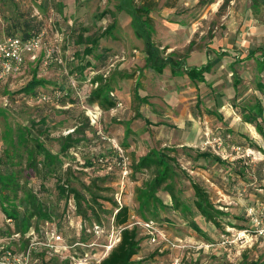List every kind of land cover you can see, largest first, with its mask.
<instances>
[{
    "label": "rangeland",
    "instance_id": "obj_1",
    "mask_svg": "<svg viewBox=\"0 0 264 264\" xmlns=\"http://www.w3.org/2000/svg\"><path fill=\"white\" fill-rule=\"evenodd\" d=\"M131 1L133 7L148 4L150 13L160 22L178 21L182 28H194L191 50L203 51L206 44H212V38L226 36L225 42H230L221 46L225 51L219 52L226 54L221 63L215 61L212 65L214 73L211 71L213 74L210 77L215 81L221 80L220 88L209 92L208 86L204 85L198 89V98L184 103L188 111L193 106L198 109V116L194 119L199 130L186 124L180 129L177 126L181 123H173V117H164V113L157 117L169 121H162L164 125L162 122L155 125L148 122L143 114L153 118L158 108L174 114L181 111L175 107L167 109L169 106L156 107V101L151 99L164 101V94L153 87L149 86L150 90L144 93L148 94L146 99L151 102L139 103L133 99L134 79L142 78L138 72L141 71L143 48L135 41L130 29L128 15L133 8L131 3L124 4L123 11H120L118 0H0V39L11 37L6 35L5 29L12 18L21 15L33 19V23H39L38 30L44 31L45 44L54 48V58L58 60L43 66L42 54L33 62L27 57L18 74L0 80V174L5 176L3 179L8 184L6 189L0 184V200L3 198L8 204L17 205L22 214L33 204L34 201L29 200L33 195L48 217H30L31 226L38 230L41 222L54 221L67 242L74 243L79 237L86 243L101 245L103 249H96L104 257L109 253L106 247L118 243L120 227L115 225L113 216L116 207L124 206L128 211L125 225L136 227L142 240H148L144 227L139 224L146 222L143 220H152L156 230L167 236L166 244L173 249L160 248L161 252L155 249L149 256V259H158V264H172L173 258L179 254L175 248L186 246L184 264L191 263V253L197 247L204 252V261L210 264H251L256 256H262L263 249L255 246L264 239H258L251 245L250 238L238 232L245 229L251 232V224L245 216L247 206L264 204V143L254 127L248 123L247 126L241 124L244 122L236 114L239 110L246 113L245 107H252L255 102L264 106V98L256 89L258 65L255 62L257 57L264 59V0H220V3H216L217 0ZM14 35L21 37L18 31ZM89 48L91 52L86 53ZM251 53L255 56H250ZM176 55L185 56L184 51ZM112 56L122 59L115 61L104 78L99 72H105L104 64ZM233 59H237L236 62L229 65ZM208 74H203L205 82ZM32 80L46 82V90L61 88L66 96L58 102L37 101L23 91ZM165 80L161 85L166 90L170 86H164L169 84L168 79ZM100 87L103 97L119 103L114 110H103L97 103L89 101L90 94ZM124 94L131 95L126 105ZM216 96L222 97L220 102L228 99L229 105L224 108L229 115L219 111L216 103H210L211 100L215 102ZM234 119L238 120L237 123ZM257 121L264 128V117ZM128 124L134 137L130 138L125 132L126 128L129 129ZM206 131H209L211 141H221L219 149L204 145ZM66 136H71V140H66ZM183 139L190 145L176 147L175 144ZM36 144L55 155L56 162H47ZM62 144L72 145L63 151ZM236 147L240 148L239 153L232 150ZM118 150L127 160L126 176L117 165ZM154 150H162L174 158L175 167L200 185L212 202L221 208L219 210L227 214L225 219H228V224L222 221L221 227L215 228L211 240L189 227L197 218L195 209H192V214L181 215L172 209L164 191L157 193L162 201V207L154 205L157 214L139 213L136 188L151 175L147 171L134 173L132 166L135 160ZM204 152L219 157L224 163L197 156ZM249 152L253 155L239 158ZM61 184L66 192L69 189L78 192L90 190L86 198L95 208L97 219L89 212L83 217L77 212V204L76 215L90 230L93 225L99 226V235L86 231L78 234L75 221L69 224L64 219L66 195L61 196L56 188ZM174 190L181 202L193 207V191L187 177L181 174L174 178ZM92 195L105 199H97V203H93ZM30 212L27 211V215ZM198 222L208 229V223ZM3 225L0 214V228ZM209 226L212 228L213 225ZM6 241L16 251L26 246L23 237L18 241ZM179 243L182 247L177 246ZM207 244L211 247L204 246ZM75 253L79 250L76 249ZM64 262L52 258L47 264Z\"/></svg>",
    "mask_w": 264,
    "mask_h": 264
},
{
    "label": "trees",
    "instance_id": "obj_2",
    "mask_svg": "<svg viewBox=\"0 0 264 264\" xmlns=\"http://www.w3.org/2000/svg\"><path fill=\"white\" fill-rule=\"evenodd\" d=\"M5 1V0H4ZM143 7H133L129 10V14L132 17V26L135 32L136 37L143 39L145 43V54H146V63L151 64L152 68L161 71L166 62H163L159 59L158 52L154 49L153 45L149 40V31L147 30L148 26L145 23V20L141 19L139 15L140 12L144 11ZM33 19L24 18V16L18 15L16 18H12L9 26L5 29L6 35L11 37H17L14 35L17 31L20 32L22 39L28 38L32 35H35L39 30V23H33ZM107 34V32H104ZM91 48L87 49L86 53H90ZM110 58V57H109ZM108 58V60H109ZM107 60V61H108ZM106 63L104 66H106ZM257 69H258V78L256 81V89L264 98V59L257 61ZM103 66V67H104ZM172 72L176 73L178 70H184L187 76L191 80H198L200 82H204L203 74L209 72L210 66L205 65L201 68H184L183 63L177 62V64H170ZM100 85L102 78H99ZM46 82L42 80H32L27 86L24 88V92L28 93L30 97L35 99V96L38 92H48L52 89H60L62 92V96L58 99L60 101L62 98L66 96V93L63 89L58 87H51L46 90L45 88ZM40 87V89H36ZM98 87V86H97ZM57 101V102H58ZM89 101L91 103H97L103 110H110L117 107L118 102L111 100L107 97H103L102 87L93 91L90 94ZM239 115L241 116V120L245 123L252 125L255 128L256 133L260 136L264 143V128L257 121L258 119H263L264 117V106L259 102H255V104L247 109V112L239 110ZM129 130H127V133ZM71 136H66L65 139L70 141ZM77 142V140L75 141ZM73 143V142H72ZM38 151L43 155V158L47 160V162H56L57 157L43 148L42 145L36 144ZM72 144H62L61 149L64 151L67 148L71 147ZM198 157L204 158H212L213 161H216L220 164L224 163L219 157L214 156L210 153H200L197 155ZM30 163V161H29ZM176 160L174 158L169 157L162 150H154L149 152L148 154L138 158L133 162V172H143L147 171L151 177L149 179L144 180L141 185L136 188V200L139 204V213L143 211H147L150 214H157L154 205H159L162 207V201L157 196L159 191H164L167 195H169L171 199V207L173 210L179 212L181 215L192 214V210L188 209V207L181 202V200L176 195L174 190V178L180 177L181 174L188 178L190 181V186L193 191V207L201 217L204 218L206 222L211 223L215 227H220L222 221L227 217V214L218 210L212 201L210 200L207 192L200 187L196 182L192 181L191 178L183 172L180 168L175 167ZM4 175L0 174V184L3 189L7 188V181L3 179ZM7 177V176H6ZM56 188L61 196L66 198L68 196H73L75 204H77V212L85 217L86 212L91 213L96 218L95 208L90 204L88 199L86 198V193H90L89 189L84 190V192H78L75 189H69L66 192L64 185H57ZM29 197V196H28ZM33 195H30L29 200H33V204L28 207V210H23L22 214L18 211V206L13 204H8L5 199L2 198L0 200V214L3 218H8L13 220L12 227L7 225H3L0 228L1 234H6L7 236L12 234H24L28 228L31 226L30 217L36 216L37 219L47 218L46 212L42 209L40 204L36 202ZM97 199H105L101 196H91V201L93 203H97ZM31 211L30 214L27 215V211ZM115 225L120 227L119 230V241L118 243L109 251V253L101 260L100 264H131V260L133 256H135L140 249V240L138 239L137 230L135 227L128 228L125 224L128 219V211L126 207H116V213L113 216ZM97 219V218H96ZM190 226L196 227V225L191 222ZM241 229V228H239ZM44 260L40 264H47ZM64 264H68L67 261Z\"/></svg>",
    "mask_w": 264,
    "mask_h": 264
},
{
    "label": "crops",
    "instance_id": "obj_3",
    "mask_svg": "<svg viewBox=\"0 0 264 264\" xmlns=\"http://www.w3.org/2000/svg\"><path fill=\"white\" fill-rule=\"evenodd\" d=\"M118 1H120V5H119L120 11H123V9H122L123 5L127 4V3H131V5L133 7L131 0H118ZM218 2L220 3V0H217L216 3H218ZM136 7H143L145 9L144 11L140 12L139 15L141 16L142 20H145V23L148 26L147 30L149 31L150 43L153 45L154 49L158 52L159 59L162 60L163 62H166V64L163 66L161 71H157V70L152 68L151 64L146 63L145 43H144L143 39L136 37L133 26H132V17L130 15H128V17L130 18V29L134 34L135 41L140 43L141 48H143L142 64L140 66L141 71L138 72V75H141L142 78L141 79L140 78L134 79V89H133V93H132L133 99L137 100L139 103L146 101V100H148L149 102H151V100H155L156 101V104H155L156 107H157V105H162V107H164V108L169 106V108H167V109L172 110V108L175 107V108H179L181 110L179 114H174V112H171V111L168 112L167 110L165 112H162V110H160L158 108V110L155 111V114H153V116H152L153 118H151L149 115L143 114L144 117L149 120L148 122H150L152 124L157 123V122H162V121L169 122V121L162 120L160 118L157 119L158 116H162V113H164V117H167V118H169L170 116L173 117V123H175V124L181 123L180 125L177 126L180 129L183 128L186 124V125H191L194 130H199L198 124H196L195 119H194V117L198 113L197 112L198 109L195 108V106H193V107L189 108V111H188L187 110L188 108H186V105L184 103L186 101H192L193 99L198 98V96H199L198 89H200V87H202L204 85L208 86L207 89H209V92H212L215 89L220 88L219 86L222 83L221 80L215 81L216 79L210 77L211 74L214 73L212 65H213V62H215V61H219L221 63V61L226 56V54L221 55V53L219 52V51H222V52L225 51L224 48L221 46H223V44L227 45L230 42L228 40H227L228 43L225 42L226 36L224 38H219V39H215V38L213 39L212 38L211 42H210L212 44H206V47H205V49H203V51H200L199 49H192L191 50L190 47H191L192 43L194 42V40L192 39L193 34H194V28H191V29L182 28L183 26L180 25V22H178V21H176V22H168V21L160 22V20H158V18L156 16H152V13H150V7L148 6V4L142 3V4L137 5ZM177 20H179V19L177 18ZM178 26H179V28H178ZM175 27H177V28H175ZM180 28L183 29V30H181V32L179 30ZM183 51H184L185 56H177L176 55V54L183 53ZM250 56L254 57L255 55L253 53H251ZM260 56H261V54H260ZM212 57L214 58L213 60H212ZM242 59L243 58H241V60ZM246 59H248V58H246ZM261 59L262 58L257 57L255 62L257 63V61L261 60ZM236 60L237 59H233V61H229V65H231L233 62H236ZM177 62L183 63L184 68H189V67L190 68H192V67L198 68V67H202L205 65H209L210 69L208 72L209 74L207 76L208 80L206 82L205 81L200 82L198 80H191L187 76V74L185 73L184 70H182V71L178 70L176 73H173L170 64L171 65L173 63L177 64ZM211 71L213 73H211ZM165 79H168L169 84L164 85V86L165 87L170 86L166 90L161 85V83L164 84L166 82ZM149 86L153 87L154 90L157 89V91L164 94L163 95L164 101L157 100L155 98L151 99V100L146 99L148 94H144V93H147L146 90L149 88ZM179 86H180V88H179ZM148 90H150V89H148ZM119 92L123 93L122 91H119ZM130 96H131L130 94H128V95L124 94L123 95L124 105H126V102H128V101L130 102ZM221 99H222V97L220 98V97L216 96L215 102H214V100H211L210 103H212V104L216 103L217 107H218L217 109L219 111H225L224 114L229 115L228 114L229 111L225 110V108H224V106L229 105L228 99L225 98L224 101L222 100L220 102ZM231 104H234V103H231ZM205 106H208V104H206ZM248 108H251V106L245 107V109H248ZM114 109L112 108L110 110H114ZM236 115L239 119H241V116L239 115V113ZM236 120L234 119V122L237 123L238 120L237 121ZM125 124H126V122H125ZM162 124L164 125L163 122H162ZM241 124L246 125V126L248 125L245 122L241 123ZM129 125L130 124L127 125V127H129V129L126 128L125 132H127V130H129L128 134L131 138V137H134V134H130V132L133 130ZM163 125H161V127H164ZM231 126H232V124L230 125V127ZM254 130H255V128H254ZM129 136L127 138H129ZM125 139L123 138V141H126ZM189 145L190 144H188V141L184 140V139L175 144L176 147H183V146H189ZM167 196H168V200L171 201L169 195H167ZM214 206L218 210L221 209L216 204H214ZM187 207H188V209H191V210L194 208V207H190V206H187ZM196 215H197V218L192 221L196 225V227H193V226H189V227L195 233H200L203 235L205 234L208 237V239L211 240L215 234V228H218V227H215L213 225L212 228H210L209 225H211V224H209V222H206L204 220V218L201 217L200 214H198L197 212H196ZM201 220L204 223H206V225L208 223V227H207L208 229L207 230L204 228L205 224L203 225L204 226L203 227L202 225H200V222H198ZM143 221L147 222V220H143ZM148 221H152V220H148ZM223 222L228 224L229 221H228V219H224ZM229 225H233V224L230 223ZM156 227L157 226L153 223L152 228H150V229L143 228L146 231V234H144V235L148 236L147 241L142 240V238L139 236V232H138L137 228L135 227L137 230L138 239L140 240V245H139L140 249H139L138 253L135 256H133V258L131 260V264H158V262H157L158 259H149V256L153 255L155 249H158L159 252H161L160 248H163V249L169 248L170 250L173 249L166 244L167 239H168V238H166L167 236L164 235V240H163L160 232L156 230ZM220 227H221V224H220ZM160 239H162V240H160ZM187 239H191V238L188 237ZM180 242L182 243V241H180ZM183 243H185V241H183ZM174 245H177V244H174ZM177 246H180V243ZM204 246L207 248L211 247L210 244H207ZM180 247H182V246H180ZM255 247L257 249H263L262 250L263 252H261L262 256H261V254H259L261 256V258H259L260 256H256V258L253 260V262L251 264H264V242H261V244H258ZM187 248H188L187 246H186V248H175L176 250H178L179 256L177 255L173 259L177 258L179 260V264H184V262H183L184 261V251ZM194 249H195V251H192V253H191V257H190L191 263L190 264H210L209 261H204L205 260L203 258L204 252L203 253L200 252V250H199L200 247H197ZM214 255H215V253H214ZM227 257L229 258V255H227ZM153 258H155V257H153ZM209 258H210V256L208 257V259Z\"/></svg>",
    "mask_w": 264,
    "mask_h": 264
},
{
    "label": "built area",
    "instance_id": "obj_4",
    "mask_svg": "<svg viewBox=\"0 0 264 264\" xmlns=\"http://www.w3.org/2000/svg\"><path fill=\"white\" fill-rule=\"evenodd\" d=\"M39 54H42L41 63L43 66H47L48 63L55 60L58 61L57 58H54V48L52 49L45 44L44 31H38L35 35L25 39L20 37H6L0 39V80L13 74H18L23 68L27 57L33 62L39 58ZM121 59L122 58H118V56L109 58L105 67V72H99L101 76L105 78L114 67L115 61ZM61 96L62 92L60 89H52L48 92H38L35 99L42 103H50L57 102ZM117 105H119V103ZM204 137L205 146L209 145L212 148H220L221 141L219 139L211 141L209 138V131L204 133ZM232 150L235 153L240 152L239 147L233 148ZM214 152L216 155H220L215 149ZM119 153L117 165L121 167L123 176H126L128 174L127 160L123 157L121 151H119ZM250 155H253L252 152L242 154L239 158L249 157ZM245 216L251 224V229L249 230L251 232H247L248 230L245 231V229L238 233L245 237H249L252 245L254 241L257 242L258 239H264V204L248 205L245 210ZM64 219H66L69 224L75 221V228L78 234L86 231L88 234L92 233L97 236L100 233L98 231L99 226L93 225V229L90 230L86 227L84 220L76 215V206L73 196H68L66 198ZM3 221L5 225L12 227L13 220L5 217ZM139 224L148 229L153 226L151 221L141 222ZM8 237L9 238H7L6 234L0 233V264H40L43 260L47 262L52 258L62 259L67 261L68 264H100L101 260L104 258L102 252L96 249H103L101 245L86 243L79 237L76 238L74 243L67 242L64 236L58 231L57 224L54 221L45 220L41 222L38 230L35 229L34 226H30L29 230L24 234L21 235L16 233ZM20 237H23L24 241H26V246L21 251H16L12 249L9 245V241H6V239L18 241ZM161 237L164 240V236L161 235ZM115 245L116 242L106 247V252L108 253ZM73 249L79 250V253H75ZM172 264H179V260L177 258L174 259Z\"/></svg>",
    "mask_w": 264,
    "mask_h": 264
}]
</instances>
